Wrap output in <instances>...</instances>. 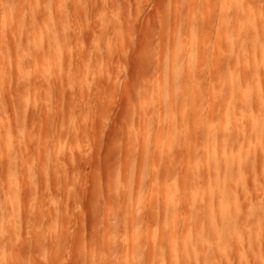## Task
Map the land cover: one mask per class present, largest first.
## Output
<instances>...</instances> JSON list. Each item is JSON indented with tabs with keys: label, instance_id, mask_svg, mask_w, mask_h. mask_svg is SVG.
<instances>
[{
	"label": "rangeland",
	"instance_id": "1",
	"mask_svg": "<svg viewBox=\"0 0 264 264\" xmlns=\"http://www.w3.org/2000/svg\"><path fill=\"white\" fill-rule=\"evenodd\" d=\"M4 1L0 0V99L4 100L0 103L1 205L2 201L4 205L5 197L10 200L6 201L9 207L6 203L4 205L6 210L3 205L0 209L3 210L0 211V230H3L0 231V239L7 236V241L0 240V263L123 264L131 258L130 254L128 258L124 257V261L121 255L129 250L124 249L123 234L126 233L124 222L132 210L136 216L142 212L146 214L142 229L143 232L146 230V234L142 232L143 236L139 237L143 247L149 248L147 240L151 239L148 238L151 231L157 230L156 233L161 234L160 229H164L165 233L160 236L164 240L168 237L165 248L172 249L166 256L172 259L179 239L171 240L167 231L172 232L170 223L173 222L163 223V207L158 198L151 194L152 198L150 193L153 188L171 191L176 186L174 181L183 173L181 160L187 147L182 143L189 138L186 141L194 150L202 140L204 122L201 124L193 119L190 104L182 108L183 99L180 96L175 113L167 115L162 104L169 97L166 74L173 67L171 57L175 48L181 59L180 72L175 78L176 87L183 93L196 85L198 88L201 86L200 95L205 101L204 104L200 102L201 106L208 104L211 99L210 77L215 74L210 64L215 55L217 59V56L222 57V47H225L223 33L227 28L225 22H219L221 27L218 26V30L214 29V25L228 14V10L220 6L221 0H12L18 4L15 5L17 8L12 7V17L10 20L5 17L7 23L1 27L4 24ZM255 1L250 0L247 5L255 9L251 16L262 9L256 14L258 21L256 16L253 17L262 30L256 25L258 51L249 49L248 57L252 56L253 59H250L256 62L258 59L257 65L262 70L259 77L264 84V44L261 39L264 38V1ZM8 22L14 27L7 25ZM9 27L16 32L13 28L11 32ZM4 30L8 33L5 34ZM193 34L197 36L195 41ZM6 35L10 38L4 43ZM47 36H51V40ZM42 38H45L44 42ZM50 41L51 50L47 44ZM14 42L18 43L17 47ZM190 59L207 67L204 70L201 66L200 71L193 68L199 78L195 77L197 74L188 78L192 72L188 64ZM240 69L243 72L245 67ZM42 70L45 75L41 74ZM245 72L253 85L259 71L256 74L255 71H250V74ZM195 78L199 80L197 83ZM252 103L250 109L254 118L259 112L264 115V106ZM206 107L203 108L205 118L207 112L212 113V107ZM183 113L187 115L185 120L180 119ZM170 129H173L172 136L176 139L174 143H181L166 150L167 144L162 141ZM252 139L253 143L247 136L246 144L249 147L252 145V151L258 148L261 157L257 174H254L256 170H247L251 175L248 174L249 178L245 181L248 185L249 179V188H244L247 185L237 187L240 200L236 208L240 207L239 210L245 214L237 211L242 215L239 214L240 220L234 213L239 219L237 221L241 222L239 225L234 221V229L229 232L238 231V236L233 233L237 239L231 238L230 234L221 235L224 221L217 215L218 219L208 217L204 208L206 214L199 222L201 234L195 237V245L190 249L193 257L187 255L189 250L186 255L179 253L180 256L174 258L176 263L170 260L166 263L164 254L158 251V258L155 256L157 249L152 251L149 248L153 256L149 249H144L145 252L137 256L138 264H147L144 261L150 256L153 260L163 256L157 264H264V176L261 177L264 141L259 143L263 144L262 147H257V139ZM186 141L184 143L187 144ZM8 158H14L11 167ZM165 163L169 165V170H164L167 167ZM6 167L8 174L13 170L12 173L16 171L17 176L10 173L7 178ZM189 191L193 192V188ZM247 194L250 196L245 197ZM141 196L144 202L138 204ZM203 198L208 199L205 195ZM132 202L134 208L129 205ZM184 206L180 203L176 207L182 209ZM176 207L173 208L176 210ZM236 208L233 206V211ZM181 209L182 215L174 210L172 216V221H175L178 215L179 232L189 215V211ZM217 209L214 213L218 212ZM8 211L13 215L10 216ZM9 216L14 218L13 221ZM24 217L28 221L21 222ZM213 220V224L219 225L217 229L220 227L215 232L221 234L209 232ZM163 224L166 227L163 228ZM157 225L161 228L158 229ZM167 226L170 230H166ZM246 226L247 230L253 229L251 233L247 230L244 233ZM8 228L14 229L11 231L12 238ZM17 228L21 229L20 233ZM2 232H5L4 235ZM33 241H39L40 245ZM20 248L22 252H19ZM146 255L148 257L143 259ZM183 256L188 257L185 260ZM195 257L197 259L191 261Z\"/></svg>",
	"mask_w": 264,
	"mask_h": 264
},
{
	"label": "bare ground",
	"instance_id": "2",
	"mask_svg": "<svg viewBox=\"0 0 264 264\" xmlns=\"http://www.w3.org/2000/svg\"><path fill=\"white\" fill-rule=\"evenodd\" d=\"M13 1L11 0V2H13ZM247 1L246 0H221V2H220V6L223 7L224 10L225 9L228 10V14H225L224 15L225 17L222 16V18H223V19L221 18L222 20L219 19L220 21H218V24L214 25V29L218 30L221 27V25H220L221 23H219V22H225L227 24V28L225 29V32L223 33V36H224L223 37L224 38L223 42L225 43V47H222V48H224L223 52L220 54V56H222V57L219 58V56H217L218 57V59H217V58H215L216 57V55H215L214 59H212V64H210V66L215 69V74L212 73L211 75H214V76L210 77L211 78L210 79L211 80V82H210L211 85H210V89H209V92H210L209 96H211V99L208 100L209 102H208L207 105H205V107L201 106V103H200V102H202L204 104V102H205L204 99H202L203 96L200 95V93L202 94V91H201L202 89L199 90V88L201 86H199V88H198V85H196L191 90H184L183 93H181L178 90V88L176 87L177 84L175 82V78L178 77L177 75H179V72H180L179 66L181 64V59L179 58L175 48L173 47L174 48V52L172 53L173 57H171L172 58L171 59L172 60V66L173 67H172L171 71H169L166 74V88L168 89L169 97H168V99L166 98L165 101L163 100V102H164V103L162 102L163 108L165 109L167 115L172 116L175 113L176 106H177V104L179 102L178 98L180 96L183 99V100H181L182 103H183L182 108H186V106H188L190 104V107H192L193 119L196 122H198V123L199 122L200 123L204 122L203 124L201 123L202 126H203L202 140L197 145V147H195L194 150L191 149V147H190L191 145L189 146V143L187 142V141H189L188 140L189 138L186 139V136L184 138V139L187 140V141L185 140L187 142V144L184 143L185 141H183L184 144L182 143V145H184V146L187 145V147H186V150L184 152V156L185 157H182V160H181L183 173L180 174V177H177L175 179L174 182H175L176 186L171 191L169 189H167V188H163V190H160L159 188L158 189L157 188H153L152 192L150 193V196L152 194L155 198H158L157 201L163 207L164 218H165L163 223L164 222L167 223L170 220H171V222H173V223L169 222L170 224H172L171 226L169 224L170 228L173 226V228H171V230L173 229L172 232L171 231L170 232L167 231V232H168V235L171 237V240L172 239H177V238L179 239V244L176 246V248L174 247L175 250L173 249L174 250L173 253H174L176 258H178V255L180 256L181 252L184 255H186L187 253H189V250L192 249V245L194 243L193 241H194L195 237H198L201 234V230H200L201 226H200L199 222H200L201 219L204 218V215L206 213H207L206 215H208V217L210 215L211 218H213V219L217 218L218 219L217 216H219V219L221 217L222 220L221 219L220 220L224 221V225H222L223 226V232L221 231V233H223V234H221L219 231L215 232V230L217 229L216 226H219L217 224H213V222L215 220H213L211 225H210L211 228L209 229V232L212 231L210 233H213V231H214V233L217 234V232H219V234L224 235V236L230 234V235H232V237L229 235L231 238H236V236L233 237V235H235V234L238 236V234L236 233L238 231H236V230H234L236 232H229V231L234 229L235 222L239 223V225H240V222H241V221L240 222L237 221L239 219L241 220V218L239 216L240 213H238V212L242 211V210L241 211L239 210V209H241L240 207L238 208V210L236 208L237 207L236 206L237 202H238V200H240L237 187H240V186L244 187L245 185H247V183H245V181H246V179L248 177V174L250 175V172H253V171L256 170V168L258 167V164H259L260 157H261V155H260L261 153H259V149L258 148H255L256 151L253 148L254 151H252L250 149V147H252V145H250V147H249L246 144L247 136L251 137V141L250 142H252V143H253V139H252L253 137L257 139V141H258V142L256 141L257 142V145H256L257 147L258 146L262 147L263 144L259 145V143H262L264 141V115L260 114V112H259V115H257L256 119H255L254 115H252L253 111H251V109H250V105H251L252 102H254V103L256 102V104H258V105L260 103L261 106H264V100H263V97H264V84H263L262 79L259 77V76H261L260 75V71L262 73V70L258 67V65H259L258 59H257V62H258V65H257L256 61L251 60V59H253L252 56L250 57L251 59L248 57L249 56L248 55V51H250L249 49H253V50L255 49L254 51H258L256 49L258 48L257 47V37L259 35H257V37H256V34L258 32L255 33V31L256 30L258 31V28L260 29L261 27H258L259 24L257 25V23H255V22L258 21V18H257L258 16H256V14H259L257 12L261 8L258 9V11L256 10L255 15L253 14L254 16H256L255 17L257 19L256 20V19L253 18L254 16H251L253 11L255 12V9L253 10V7L252 8L249 7L247 5V3L250 2V0L248 2ZM11 2L9 0H5L3 2L2 17H4L3 18L4 20H2V24L3 23L4 24L1 25V27L2 26L4 27L5 24L7 23L6 20L9 19L10 17H12L11 16L12 15V12H11L12 7H14L13 9L17 8V6H15V5H18V4L17 3L15 4V2H13L14 3V6H13V4ZM254 2H256V1L254 0ZM250 4L252 5V1L250 2ZM253 4H254V6H257V5H255V3H253ZM40 7L41 6L39 5L38 8H40ZM263 7L264 6H263V2H262V8ZM38 8H37V10H38ZM257 8H258V6H257ZM261 11H262V9L259 12H261ZM240 12H242V15H240ZM13 14H14V12H13ZM259 21H260V18H259ZM11 22H13V20ZM11 22H8L9 24H7V25H11L12 24ZM13 23H15V22H13ZM256 25H257L258 28L256 27ZM11 26H13V24ZM218 26H220V27L217 29ZM13 27H9V29L11 28V32H12V28ZM6 28H7L6 30H8V26ZM18 28H21V26L20 27L18 26ZM6 30H4V32ZM15 30L16 29L13 28L14 32H16ZM260 30H262V29H260ZM49 31L50 30H48V32ZM6 33H8V31L5 32V34ZM192 33H194V32H192ZM259 34H260V32H259ZM8 35H6V37H5L6 41H4V43L8 41V37H9ZM192 36H193V41H195L196 38H197L196 34H193ZM48 37L49 36H47V38ZM50 37L48 39L51 40ZM260 38H261V36H260ZM2 39L4 40V37ZM43 39H45V38H42V42H44ZM261 39H263V41H264L263 37ZM263 41H262V44H264ZM38 42H40V40ZM50 43H51V41L47 43V44H49L48 45L49 46V50L52 49V47L50 49ZM258 43L261 44L260 40H259ZM1 44L3 46V41H2ZM15 44H16V47H17L18 43H15ZM43 47H44V45H43ZM13 48H14V45H13ZM39 49H38V51H39ZM261 50H262V48H261ZM45 52H46V50H45ZM263 53H264V51L262 50V54ZM235 54L237 56H235ZM249 54H251V53H249ZM251 55H253V53ZM258 55H259V53H258ZM258 55H256V58H258ZM252 61H253V64H252ZM188 64H189V67H190V71H192L188 78H191V77L194 78V74H197L198 77H197V75H195V77L199 78L198 72L196 73V72H193V71L195 69L197 70V68L200 71V68H201V66L203 67V65H199V64L195 63L193 59H190L188 61ZM241 64H242L243 67H245L244 71H246V72L249 71V74L251 73L250 71H252V72L255 71L254 74H256L257 71H259V73L256 74L258 76H256L257 79H255V83H253V85H251V83H249V81H250L248 79L249 77L247 78V76H249V75L245 72L247 74V76H245L244 75V71L241 72V69H243V68L240 69V67H242ZM262 64H260V65L262 66ZM262 67H264V64H263ZM193 68H194V70H193ZM203 68L205 70V68H207V67H203ZM213 68H212V72H214ZM41 72H42L41 74L43 75L44 74L43 70ZM192 73H193V76H192ZM254 74L252 73V75H254ZM202 77H204V76H202ZM244 77H245V80H244ZM196 78H195V80H196V83H197V81H199V80L196 79ZM252 78H255V77H252ZM251 80L253 81V79H251ZM181 94L183 96H181ZM5 98H3V99H5ZM1 100L2 99H0V103L1 102L4 103V100H2V101ZM210 100H211V102H210ZM5 103H7V102L5 101ZM209 105L212 107V113L210 114L209 112H207L209 115L206 114L207 116L205 118L204 117L205 113L203 111V108H207L206 106H209ZM211 107H210V109H211ZM263 108L264 107H262V109ZM204 110H206V109H204ZM261 113H262V111H261ZM181 116H182V117H180L181 120H185L187 118V115L184 114V113H183V115L181 114ZM203 117H204V119H203ZM201 124H199V125H201ZM172 133H173V129H170L165 134L164 141H162V142H165L167 144L166 150H168V149L170 150L171 148H174L175 145L179 146L178 144L181 143L180 141H178L179 143L178 142L176 144L174 143V142H176V139L173 138ZM14 139H17V138L15 137ZM32 142L33 141H31V143ZM65 145L66 144H64V146ZM62 146H60V147H62ZM184 146H182L183 149H184ZM57 148H59V147L57 146ZM15 149H17V147ZM6 152H7V150H6ZM1 154H2V152H1ZM4 154H6V153H4ZM24 154H25V152H24ZM8 156L10 157V154ZM12 159H14V158L9 159L10 163H11ZM262 162H261V165L263 164ZM12 163L10 164L9 167H11V165H14V162H12ZM15 164H16V162H15ZM2 165H3V163L0 164V167ZM26 165L30 166L29 164H26ZM165 166H167L166 163H165ZM7 167H6V170H7L6 171L7 172L6 176H7V178H9L8 175L10 176V173H12L13 170L11 172L9 170L10 173L8 174V168ZM19 168L20 167H18V169ZM248 168H250L251 170L248 169ZM2 169H4V168L2 167ZM14 170H16V169H14ZM29 170H30V168H29ZM164 170H169V165L167 167H165ZM247 170L248 171L250 170V172H248ZM20 171H21V169H20ZM27 171H28V168H27ZM243 171L245 173H243ZM263 171H264V169H262V176L261 177L264 176L263 175V173H264ZM14 173L15 174H13V173L12 174L17 176L16 175V171ZM29 174H30V172H29ZM254 174H257V170L255 171ZM259 174H261V173H259ZM3 175H5V174L3 173ZM244 176H246V177H244ZM0 181H1V179H0ZM3 181H5V180H3ZM247 181H248V185L245 186L244 188H247V187L249 188V179ZM4 183H6V182H4ZM3 186L5 187V184ZM191 187L193 188V192L189 191V189ZM31 188H33V187H31ZM31 188H30V190H31ZM139 189H141V188H139ZM173 190H175V191H173ZM4 192H7V190H5ZM31 192H33V190ZM244 194H245V192H244ZM28 195H30V194H27V196ZM33 195L34 194H32V197H33ZM204 195H205V198L207 196L208 199H204L203 198ZM153 196H151V197L153 198ZM179 196H182L184 198L182 199V197H181V198H179L180 199L179 200L178 199ZM246 196H250V194L245 195V197ZM142 197L143 196H141L140 199L137 200L138 204L140 202L141 203L144 202ZM2 198L3 197H1V199ZM29 198H31V197L29 196ZM128 199H131V198H128ZM4 200L8 201L10 199H7L5 197ZM177 200H179L180 203L183 204V206L185 205L188 208V210H187V208L185 209V206H184L183 207L184 208L183 211H186V212L189 211L188 212L189 215L187 213L188 216H186V212L184 214L188 218V220L186 219L187 220L186 221L185 220V216L183 217L184 221H186L187 223L186 222L183 223V224H185V223L186 224H185V226L182 225L183 229L180 228V229H182L180 232H179V229H178V223L179 222H177L178 215L176 216L177 219L174 218L176 220L172 221L173 220L172 216H173L174 210H175L173 207H176V206L180 205V203L178 205L176 204ZM182 200H184V201H182ZM6 201H4V202L7 205ZM129 201H131V200H129ZM5 203H4V205H5ZM256 203H257V201H256ZM238 204H240V203H238ZM2 205H3V201H2ZM2 205H1V201H0V209H2V207H1ZM4 205H3V209L6 206V205L5 206ZM129 205L131 207L133 206V208L135 207V204H133V202L129 203ZM129 205H127V207H130ZM7 206L9 207V205H7ZM31 206L33 207V204ZM233 206H235V208H236V210L234 209V211H233ZM181 207H182V205H181ZM216 207L219 208V209H217L218 212H219V213L217 212L218 214L214 213ZM6 209H4V210H6ZM180 209L181 208L177 209V207H176V210H177L176 213H180L182 215L181 211H179ZM203 209L206 212L205 214H204ZM134 210L136 211V209H134ZM0 211H3V210H0ZM132 211L129 212L128 217L126 218V220L124 222L126 233L123 234L124 235L123 236L124 239L122 238L123 242L125 244L124 249L126 248V249H129V250L126 251L127 253L124 252V253H126V255L124 253L121 255L123 260H124V257L125 258L130 257V254H131V258H128L129 260L127 259L126 262H124V263L122 262V263L123 264H138L137 256H139L140 253L144 251V249L148 251L149 248L150 249L152 248V251H154V249L155 250L157 249L155 251L157 255H155V256H157L158 258H159V255H158L159 252L158 251H160L161 255L164 254L165 257H166V258L165 257L164 258L167 259L166 263L169 260L171 262H175L176 263V260H174L175 257H172V254L170 255L172 257V259H168L169 257L166 256L167 253L170 254L168 252V250L171 247L169 249H166V248H168L166 246V248H165L166 244H164V243L165 242L167 243V241H165V240L168 237H165L166 239L164 240L162 238V236H160V235L163 234L162 232L165 233V230L162 229V230H164V231H162L160 229L161 227H159L158 225H157V227H159L158 229H160L161 234L156 233L157 230H156V232L148 231V233L150 232L149 235H148L149 236L148 238L149 239L151 238V239L147 240V243H148L147 245L150 244V246H149L148 249L143 247L144 244H143V242L140 243L139 237L141 235L143 236V233H145V231H146V230H144V232L142 231L143 227H145L143 225H145V223H146L145 222L146 214L144 212H142L140 214V216H136V215H134V213ZM256 211H257V209H256ZM8 212L10 213V211H8ZM32 212H34V210ZM234 213H236L235 215L239 219H237L235 217ZM237 213H238V216H237ZM242 213H243V211L241 212V214ZM152 214H153V212L151 213V215ZM12 215L13 214L10 213V216H12ZM149 215H150V212H149ZM243 215H245V214L243 213ZM257 215L259 217L258 212H257ZM39 216H40V213H39ZM170 216L172 217V219H171ZM26 217H24L23 219L21 218L20 221L21 222H22V220L25 221ZM28 217H27V219H28ZM180 217H182V216H180ZM10 218H12V217H10ZM148 218H149V216H148ZM13 219L14 218H12L11 221H13ZM26 221H28V220H26ZM258 221H259V219H258ZM259 222H261V221H259ZM174 223L177 225V227L175 226ZM237 223H236V225L239 226ZM164 224H163V228L166 227V225H164ZM1 225H2V227H4L3 226L4 224H1ZM21 225H24V224L21 223ZM169 226H167V227L169 228ZM248 226H250V224ZM11 227H13V226H11ZM147 227H148L147 229L149 230L150 229L149 226H147ZM150 227H152V226H150ZM243 227H245V226H243ZM18 228H17V230L19 231ZM168 228L166 230H170V228L169 229ZM247 228L248 227L246 226V229H245L244 233L247 232V231L250 232V231L253 230V229L252 230H247ZM15 229H16V227H15ZM12 230L14 231L13 228L11 230H9V228H8V231H10V234H11V238L13 237V235H12L13 231ZM217 230H220V227ZM8 231H6V229H5L6 234L8 233ZM20 231H21V229H20ZM20 231L18 233H20ZM22 231H23V229H22ZM5 232H2L3 235H4ZM233 233H235V234H233ZM250 233L249 234L246 233L245 235L250 236ZM258 233L259 232H257V234ZM3 235H1V237ZM14 235H16V234L14 233ZM212 235H214V234H212ZM252 235H254V234H252ZM153 236L155 238H153ZM159 236L162 239H160ZM164 236L165 235H163V237ZM3 237H4V240H3ZM3 237L1 238L2 240L0 239L1 242L2 241L3 242L7 241L6 240L7 236H6V238H5V236H3ZM216 237H218V236L216 235ZM13 239H15V238H13ZM35 241H33V242L34 243H39V241L38 242H35ZM38 245H40V243ZM141 245H142L143 248H141ZM11 246H12V243H11ZM26 247H28V246H26ZM145 247H148V246H145ZM21 248L24 249V247H21ZM22 249L19 252H22ZM150 249H149L148 252H151ZM171 253H172V251H171ZM142 254L144 255V253H142ZM183 254H181V256ZM187 255L188 256H192V255H194V253H191V250H190V253L187 254ZM152 256H153V253H152ZM163 256H162V258H163ZM188 256H185V257L183 256V259L187 258ZM146 257H148V256L147 255L144 256L143 259H145ZM149 258H151V259H149ZM158 258L155 257L154 259L155 260L157 259L155 261L150 256V257H148L149 261L147 259H145L144 262H147V264H157L156 262H158L159 260L162 259V258L161 259H158ZM179 259L181 260L180 257H179ZM195 259H197V257L193 258L191 261H193V260L195 261ZM188 260L189 259H187V261ZM12 262H13V259H12ZM139 263H141V262H139ZM183 263L185 264L186 262H182L180 264H183ZM198 263H199V261H198ZM143 264H145V263H143Z\"/></svg>",
	"mask_w": 264,
	"mask_h": 264
}]
</instances>
